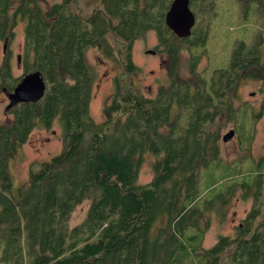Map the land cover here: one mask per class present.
<instances>
[{
  "label": "trees",
  "instance_id": "obj_1",
  "mask_svg": "<svg viewBox=\"0 0 264 264\" xmlns=\"http://www.w3.org/2000/svg\"><path fill=\"white\" fill-rule=\"evenodd\" d=\"M43 1L47 0H0V41L12 39L15 26L25 22V75L39 70L47 82L41 100L19 103L11 110L12 120L0 123V262L264 264V215L256 224L263 212V174L252 168L250 180L239 184L245 195H254L244 225L235 237L220 236L209 248L203 247L201 225L209 207L201 205L206 201L197 176L200 168L209 169L213 163L219 173L222 131L214 129L218 117L228 114L237 121L238 131L246 125L247 118L239 121L247 115L246 110L240 114L244 106H234L229 97L242 76H264L263 32L253 44L237 41L226 67L202 75L197 64L208 30L199 22L192 36L200 31L201 42L191 47L193 60L185 78L183 47L175 36H166L172 31L166 22L172 0H99L101 7L88 18L71 10L76 0H61L48 8ZM238 2L245 14L254 10L264 17V0ZM151 30L168 45L172 82L160 86L152 98L116 78L105 119L96 122L90 113L94 81L88 49L115 56L107 37L113 32L124 41L125 69L134 74L139 68L132 46ZM10 57L0 66V98L23 78L13 76ZM57 117L63 125L62 151L34 164L28 182L14 191L11 160L37 127L51 128ZM250 121L246 126L253 129L252 115ZM145 153L155 157L154 177L140 184ZM230 176L220 174L222 179ZM214 180L209 191L218 184ZM227 190L213 194L214 206L227 204ZM88 199L86 217L70 226L71 215ZM162 216L165 225L156 228L153 237Z\"/></svg>",
  "mask_w": 264,
  "mask_h": 264
},
{
  "label": "rangeland",
  "instance_id": "obj_2",
  "mask_svg": "<svg viewBox=\"0 0 264 264\" xmlns=\"http://www.w3.org/2000/svg\"><path fill=\"white\" fill-rule=\"evenodd\" d=\"M19 0H14V4ZM61 0L43 1L44 8L51 4L60 3ZM202 2V1H201ZM195 7L196 16L200 27L208 30L204 43L203 53L199 58L197 70L203 75L205 71H212L214 68L226 67L230 56L235 48L236 42L243 40L247 44H253L262 31L264 34V17L251 10L245 14L238 0H204ZM99 0H76L71 5V10L80 14L84 18L90 17L100 6ZM15 6V5H14ZM255 5H253V9ZM199 32L193 36L190 42L199 44L197 37ZM110 43L114 47L115 56L108 55L96 47L87 51V61L93 77V96L91 99L90 113L96 122L105 119V107L112 97L116 78L124 87L134 85L148 96L155 97L162 85H169L170 80L167 71L161 68L169 64L170 56L168 52L157 50V53H149L159 46L158 34L156 31H148L143 37L137 39L132 46V59L139 70L130 74L125 69L124 41L113 32L107 35ZM25 40V22L20 21L14 28V36L5 41H0V66L5 62L8 54L11 55V67L14 77L21 78L25 75L23 63ZM181 50L182 75L188 78V67L193 60L190 43L183 44ZM21 54V63L18 62V55ZM250 75L242 76L232 88L229 97L233 100L234 106L246 110L241 119H246L245 124L249 125L251 115L254 118L253 129L250 126L240 127L237 130V121L228 114H222L214 124L215 130H221L220 148V168L219 173H215L214 163L207 168H200L197 171L199 177V189L204 193L202 199L206 201L202 207H209L206 210L205 218L202 220V227L205 229L203 247H212L220 236L235 237L238 227L244 225L248 213L254 205L253 192L246 194V190L241 188L242 181L250 180L251 169H259L264 173V76L249 72ZM9 98L6 92L0 98V123L12 120L11 108L7 111ZM262 106V110H261ZM252 114L250 115V113ZM239 125H242L239 124ZM231 129L236 130V135L229 141L224 142L223 136ZM252 133L250 143L248 135ZM242 138V143L240 140ZM63 149V125L60 118L55 119V124L51 128L37 127L30 139L18 150L16 156L10 162V174L14 180V191L29 180L30 170L34 164L51 159L59 154ZM155 157L151 153H145L140 164L139 183L148 184L154 177ZM221 175L230 174V177L220 178ZM218 180V184L212 191L208 187ZM228 189V190H227ZM226 192V196L231 193L227 204L224 207L214 206L213 194ZM262 199V216L256 220L258 224L264 215V184ZM217 200V199H216ZM215 200V201H216ZM207 201H210L209 203ZM91 200H85L73 212L70 219V226L80 223L87 215ZM208 220V222H207ZM166 217L162 216L153 228V237L156 235V228L165 225ZM0 264H3L0 262Z\"/></svg>",
  "mask_w": 264,
  "mask_h": 264
},
{
  "label": "water",
  "instance_id": "obj_3",
  "mask_svg": "<svg viewBox=\"0 0 264 264\" xmlns=\"http://www.w3.org/2000/svg\"><path fill=\"white\" fill-rule=\"evenodd\" d=\"M197 16L191 8L190 0H173L167 14L166 22L171 30L179 36L188 37L191 35L196 24ZM8 45V39L5 40ZM149 53L155 51L149 50ZM18 62L21 63V54L18 55ZM47 90V82L39 70L31 71L23 76L13 91L5 90L9 98L7 111L19 103L38 102ZM236 135V130L231 129L223 136V141L227 142Z\"/></svg>",
  "mask_w": 264,
  "mask_h": 264
},
{
  "label": "flooded vegetation",
  "instance_id": "obj_4",
  "mask_svg": "<svg viewBox=\"0 0 264 264\" xmlns=\"http://www.w3.org/2000/svg\"><path fill=\"white\" fill-rule=\"evenodd\" d=\"M190 1H191V0H190ZM201 1H202V2H201ZM172 2H173V0H172ZM199 2L203 3L204 0H196L194 4H191V7H192V9H193L194 12H196V10H197V9H195V7H196V8L199 7V6H198V3H199ZM171 4H172V3H171ZM193 7H194V8H193ZM196 24H198V18H197ZM196 24H195V26H196ZM199 33H200V31H199ZM172 35L176 37V42H177V44H179V45H182V46H183V44L190 43V50H191V47L195 46V44H193L192 42H190L191 39H193V38H191V37H193V36H192V35H193V32H192L191 35L188 36V37H182V36H179V35H178L176 32H174L173 30H172L171 32H169L168 34H166V36H170L171 38L173 37ZM194 37H195V36H194ZM173 39H175V38L173 37ZM197 39H198V41L201 42V38H200V37H197ZM206 39H207V38H206ZM158 41H159V46H157L156 51L153 50V51H155L154 53H157V50H162V51H163V50H165V48H167V46H168V45H166V44H162V42H161L159 36H158ZM180 41H181L182 43H181ZM205 41H206V40H205ZM173 42H175V41H173ZM183 42H185V43H183ZM196 44H198V43L196 42ZM165 51H166V50H165ZM161 68L165 69V70L167 71L168 76H170L169 71L167 70L166 65H163V62H161ZM169 80H170V82H172L170 78H169ZM262 109H263V108H262V106H261V110H262ZM237 130H238V129H237ZM222 140H223V138H222ZM240 140H241V139H240ZM241 143H242V140H241ZM257 170H258V172H260L259 174H263V177H264V173H263V171H261V170H259V169H257Z\"/></svg>",
  "mask_w": 264,
  "mask_h": 264
}]
</instances>
